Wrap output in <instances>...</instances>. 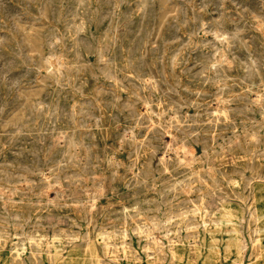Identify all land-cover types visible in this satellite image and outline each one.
<instances>
[{"label": "rangeland", "instance_id": "obj_1", "mask_svg": "<svg viewBox=\"0 0 264 264\" xmlns=\"http://www.w3.org/2000/svg\"><path fill=\"white\" fill-rule=\"evenodd\" d=\"M0 264H264V0H0Z\"/></svg>", "mask_w": 264, "mask_h": 264}, {"label": "bare ground", "instance_id": "obj_2", "mask_svg": "<svg viewBox=\"0 0 264 264\" xmlns=\"http://www.w3.org/2000/svg\"><path fill=\"white\" fill-rule=\"evenodd\" d=\"M126 5V4H125ZM59 59V58H58ZM68 62V61H67ZM55 63V62H54ZM20 70V69H19ZM170 86V85H169ZM193 104V103H192ZM103 105V104H102ZM218 108V107H217ZM217 116V115H216ZM173 118V117H172ZM25 185V184H24ZM54 187V186H53ZM55 188V187H54ZM61 189V188H60ZM101 191V190H100ZM90 207H91V205H90ZM235 226V225H234Z\"/></svg>", "mask_w": 264, "mask_h": 264}]
</instances>
